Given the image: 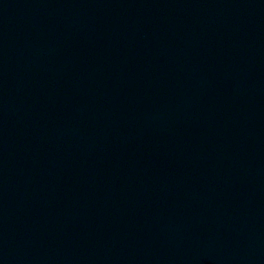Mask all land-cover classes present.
<instances>
[{
    "label": "water",
    "instance_id": "95a60500",
    "mask_svg": "<svg viewBox=\"0 0 264 264\" xmlns=\"http://www.w3.org/2000/svg\"><path fill=\"white\" fill-rule=\"evenodd\" d=\"M0 264H264V0H0Z\"/></svg>",
    "mask_w": 264,
    "mask_h": 264
}]
</instances>
